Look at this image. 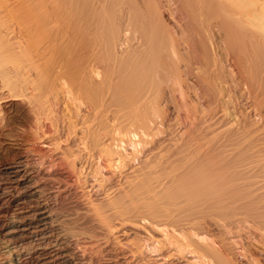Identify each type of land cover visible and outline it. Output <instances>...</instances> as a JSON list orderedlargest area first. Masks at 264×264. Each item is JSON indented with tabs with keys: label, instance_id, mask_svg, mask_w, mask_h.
Masks as SVG:
<instances>
[{
	"label": "bare ground",
	"instance_id": "bare-ground-1",
	"mask_svg": "<svg viewBox=\"0 0 264 264\" xmlns=\"http://www.w3.org/2000/svg\"><path fill=\"white\" fill-rule=\"evenodd\" d=\"M101 259L264 264V0H0V264Z\"/></svg>",
	"mask_w": 264,
	"mask_h": 264
},
{
	"label": "rangeland",
	"instance_id": "rangeland-1",
	"mask_svg": "<svg viewBox=\"0 0 264 264\" xmlns=\"http://www.w3.org/2000/svg\"><path fill=\"white\" fill-rule=\"evenodd\" d=\"M192 81H195V83H196V78H194ZM199 91H200V90H199ZM103 257H105V256H103ZM102 260H104V259H101L100 262H101ZM104 261H105V260H104ZM104 261H102V262L105 263ZM100 262H99V263H100ZM102 262H101L100 264H103Z\"/></svg>",
	"mask_w": 264,
	"mask_h": 264
}]
</instances>
